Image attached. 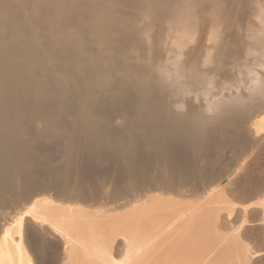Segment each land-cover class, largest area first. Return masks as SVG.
Wrapping results in <instances>:
<instances>
[{
  "label": "bare ground",
  "instance_id": "bare-ground-1",
  "mask_svg": "<svg viewBox=\"0 0 264 264\" xmlns=\"http://www.w3.org/2000/svg\"><path fill=\"white\" fill-rule=\"evenodd\" d=\"M263 65L264 0H0V264H264Z\"/></svg>",
  "mask_w": 264,
  "mask_h": 264
},
{
  "label": "rangeland",
  "instance_id": "rangeland-1",
  "mask_svg": "<svg viewBox=\"0 0 264 264\" xmlns=\"http://www.w3.org/2000/svg\"><path fill=\"white\" fill-rule=\"evenodd\" d=\"M243 8H244V7H243ZM246 8H247V7H245L244 10L248 13V12H249V11H248L249 9H248V8L246 9ZM185 51H187V49H186ZM182 60H185L186 63H187V56L182 57ZM263 69H264V65H263L262 68H260V69L257 70L256 75L259 74L260 76L257 75V77L255 76L256 78H258V77L261 78V77H262V79H264V78H263V77H264V76H263V75H264V70H263ZM262 70H263V71H262ZM251 77H253V76H251ZM262 79H261V81H262ZM191 104H192V105H196L195 102H192ZM184 105L187 107V96H186L185 99H184Z\"/></svg>",
  "mask_w": 264,
  "mask_h": 264
}]
</instances>
